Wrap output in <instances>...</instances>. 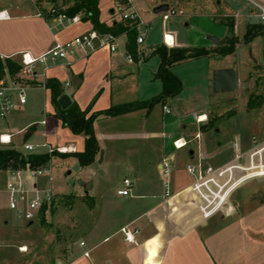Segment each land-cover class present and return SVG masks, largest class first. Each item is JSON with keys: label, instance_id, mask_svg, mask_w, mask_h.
Returning <instances> with one entry per match:
<instances>
[{"label": "crops", "instance_id": "0c3cea01", "mask_svg": "<svg viewBox=\"0 0 264 264\" xmlns=\"http://www.w3.org/2000/svg\"><path fill=\"white\" fill-rule=\"evenodd\" d=\"M45 1L27 0L22 4L0 2V11L7 10L9 14V17L0 19V56L2 58L11 57L20 60L22 52H29L33 56H39L52 48L56 41H66L82 33L94 30L92 22L83 19L82 14H77L80 16V20L77 22H68L66 20L59 22L48 15L44 17L36 15L37 8H39L38 5L45 6L43 4ZM145 1L151 4L153 12L154 8L161 3L160 0L156 3H154L155 0ZM207 1L204 0L203 2ZM215 3L217 5L211 8L208 19L204 18V21L200 22L204 26L199 28L204 33H207L206 37L201 33L200 37L196 36L195 39H192L189 36L186 41L180 39L178 31L170 30L167 32H171L175 37L173 47L212 48L215 45L225 43L224 41L217 44L212 40V37H217L222 41L224 38L227 39L229 34L227 26L222 22L223 17H226L225 12L223 13L221 10L215 12V9L221 8L222 0H215ZM136 5L142 16H144L145 10L143 7L138 3ZM99 8L100 20L107 25L110 26L113 23L124 21L119 11L115 8V1L110 5L106 16L102 15L100 0ZM192 15L190 14L191 20L184 22L187 30L197 25L198 20L195 15ZM153 20L154 18L145 20L147 28L151 26ZM164 32L166 31L162 32V42L155 46L145 44V42L138 44L139 51L142 54L137 60L128 59V35L121 33L117 36L118 47L115 51H111L107 46L97 47L93 50L84 48L70 54L67 59L49 60L46 69L42 64L37 63L35 70L38 77L34 80L31 79L34 83H29L28 88L44 89L46 104L44 111L41 112L42 118L27 122V124L19 128L17 116L21 114V107L26 102L5 118L6 124L0 123V135L10 134L11 144L15 146H17L14 143L15 138L20 135L22 137L18 138V142H21L20 139L22 140L26 137L27 142L33 143L30 138L40 133L38 125L41 124L45 125L47 130L50 131L47 136V138L49 137L47 140L49 143L58 144L56 131L59 130V132H64L67 136L79 138L82 141L81 146H76L73 142L70 144L60 143L59 145L70 146L74 151L84 150L85 136L83 134L73 135L69 128L62 125L61 119L56 115V106L52 102L51 89L42 86V83L50 78L59 80L63 86V94H68L71 97V101H76L83 110L88 109V115L96 111L105 110L116 104L149 100L162 90V82L155 76L160 64V57L156 60L154 58L156 56L150 55V53L155 47L164 44ZM226 56L213 53L207 56L210 59L211 72L219 68H226V66H219L215 63ZM180 64L173 65L171 70L183 83L181 75L177 72V67ZM173 99H177V96L161 103L165 105ZM155 108L156 106H153L152 111L148 114H146V108H141L140 110L117 116H99L95 123V132L100 151L103 145L100 144L101 130L99 132V123L121 118L130 126V118L134 114L141 112L142 116H146L143 117V120L150 121ZM163 113L164 118L160 128H158L161 130L162 136L165 135V129L168 124L165 119L164 109ZM200 115H202L203 120L207 117L205 112H200L196 113L193 118V121L198 126L196 132L200 131L201 133L200 141L194 139V136L186 138L182 134L172 138V145H174L176 139L181 137L188 139L189 144L192 140L196 141L197 147H190L188 150L189 160L186 163L196 161L199 156L205 163H209L204 155V134L199 130L200 126L205 124V122L197 123V117ZM42 120H46V123L42 124ZM185 120L179 118L171 124L183 125L186 128ZM155 134L157 135V133H153L150 136ZM114 136L119 135L118 133H108L110 139ZM235 140L241 141L242 139L240 136H235ZM25 143L23 142V145ZM0 144L2 143L0 142ZM163 146L164 155L162 160L165 157L173 158L171 176L173 180L174 171L179 170L180 166L176 155H165V149L169 146L165 144ZM22 150L25 151V149ZM37 151L39 150L37 149ZM100 151L96 158L99 157ZM161 161L159 159L156 164L158 170ZM1 173L4 175L8 174V172ZM25 173H27L26 178L29 179L28 172ZM159 176V179H147L143 185V191L138 189L135 191V184L133 183L128 195L119 194V190L123 189L124 185V187L118 189L119 196L115 197L118 199L102 200L101 205L99 203V216L93 219L94 227L97 229L84 231L78 235V238L73 239L72 232L82 228V225L84 226L83 221L80 219L68 225V232L59 231V237H55L52 232L46 235V238L49 239V241L47 240V246H50L47 250V262L45 264H264V197L258 204H254V201L248 199L238 203L234 196L236 189L231 194L229 204L224 210L208 220L181 228L177 221L173 220L172 212L163 199L165 180L160 170ZM171 183L174 191H180L189 186L192 181L181 187H176L172 181ZM123 197L125 199H119ZM72 207L70 205L65 208L70 209ZM58 213L59 209L53 215ZM10 222L11 220L8 218L0 217L2 225L8 226ZM29 223L32 224L33 222L29 221ZM128 224L139 229L136 234L137 244H131L124 240L120 229ZM54 230L59 229L56 227ZM82 242L84 244H81ZM20 247H26V250L21 251ZM30 249L25 243L18 246V250L22 253H28ZM85 252H88V255H85ZM28 261L26 260V262ZM30 264L33 263L30 262Z\"/></svg>", "mask_w": 264, "mask_h": 264}, {"label": "rangeland", "instance_id": "374dc122", "mask_svg": "<svg viewBox=\"0 0 264 264\" xmlns=\"http://www.w3.org/2000/svg\"><path fill=\"white\" fill-rule=\"evenodd\" d=\"M26 1L0 0V2L13 4H22ZM58 1L70 6L74 0H46L43 3L45 6L38 5V7L47 11ZM157 1L155 0L154 3ZM203 1L170 0L173 6L183 9L184 14L163 21L160 13L152 11L151 4L146 3L145 0H136V3L145 10L144 19L147 21L154 18L151 26L147 28L145 44L155 46L161 43L162 32L170 30L178 31L180 39L186 41L189 36L192 39H195L196 36L200 37L201 33L206 37L207 33L199 28L204 26L200 22L204 21V18L208 19L211 8L217 4L215 0H208L205 3ZM100 2L102 15L106 16L114 0H100ZM220 6L221 8L215 9V12L221 10L223 13L225 12L226 16L234 19L233 34L239 37V42L236 44L234 53L222 57L215 63L219 66L236 69L237 89L232 92H216L214 90V70L211 72L210 59L207 56L182 62L176 71L181 75L184 87L177 95V99L166 103L171 112H165L168 124L164 136L158 129L164 118L163 105L159 102L154 105L156 108L150 121L143 120V117L146 116H142V112H135L137 114L130 118V126L121 118L99 123V132L101 130L99 138L103 148H101L99 157L90 166H81L74 156L53 155L54 152L48 163V170L34 179L41 190H50L53 194V204L44 211L48 226L41 222L43 209L40 217H36L30 224L29 221L19 218L14 211L8 208L7 196L0 193V206H2L0 217L11 220L8 226L0 223V236L4 242L0 249V264H30V262L45 264L47 250L50 246H47L49 239L46 238V235L52 232L55 237H59V231L68 232V225L76 220L81 219L84 226L82 225V228L72 232L73 239L78 238V235L84 231L97 229L94 227L93 219L99 216V203L101 205L102 200L106 199H118L115 197L119 196L118 189L124 187L126 177L135 184V191L137 189L143 191V185L147 179H159V170L156 164L159 159L162 160L164 144L169 146L165 149V155H176L180 166L178 171H174L173 180H170L175 183L176 187L190 183L192 176L186 172L185 165L189 160L188 150L190 147H197L196 141L192 140L189 146L182 150H176L171 142L172 138L177 135L182 134L186 138L194 136L198 130L196 122L193 121L196 113L205 112L207 116L205 124L200 126L199 130L204 134V155L209 163H224L232 157L235 136L241 137V144L244 148L250 146L253 136L264 139V35L258 36L249 44L244 42L248 24L259 23L255 10L248 0H222ZM190 14L195 15L198 22L195 27L187 30L184 22L191 20ZM219 45L212 47L215 50L212 52L213 54H218L216 50L219 49ZM154 56H156L154 57L156 60L159 59L157 54ZM15 59L20 62L18 58ZM21 73L22 69L16 76L11 74L9 76L16 78L20 77ZM5 76L7 73L3 77ZM23 77L25 78L24 83L28 78L36 79ZM26 95L27 103L21 107V114L17 116L19 128L27 122L41 119V112L44 111L46 104L44 89L28 88L27 83ZM151 111L152 109L146 108V114ZM179 118L186 119V128L183 125L171 124ZM0 123L6 124L5 118H0ZM38 130L40 133L31 137L30 140L35 144H42L49 139L47 136L50 131L41 124L38 125ZM108 133H118L119 136L110 139ZM153 133H157V135L150 136ZM73 135L77 134L73 133ZM20 137L22 135L16 137L14 143L19 149H24L23 142H27V139L24 137L23 142L21 139V142H18ZM56 138L58 144L52 143L54 146L71 142L76 146L82 145L81 139L67 136L59 130L56 131ZM37 149L45 150L43 147ZM71 152L74 150L66 153ZM24 176L26 178L27 173H24ZM263 192L264 176L243 182L235 191L234 196L238 203L248 199L254 201V204H258L264 197ZM72 194L74 195L73 207L66 209L63 199L66 195ZM57 209H59V213L53 215ZM185 226L183 224L180 227ZM56 227L59 230H54ZM22 243L31 248L30 252L22 253L18 250V246ZM26 260L29 261L26 262Z\"/></svg>", "mask_w": 264, "mask_h": 264}, {"label": "built area", "instance_id": "2783aa9c", "mask_svg": "<svg viewBox=\"0 0 264 264\" xmlns=\"http://www.w3.org/2000/svg\"><path fill=\"white\" fill-rule=\"evenodd\" d=\"M114 1L115 8L120 12L122 19L135 24L137 43L143 44L147 37V22L136 5V0ZM248 1L252 4L258 21L264 25V0ZM67 8L65 3L58 2L47 11L37 8L36 15L43 17L48 15L59 22L79 21L80 16L68 15ZM160 14L162 20L167 21L174 16L183 15L184 10L169 3V8L161 11ZM7 17H9L7 10H1L0 19ZM117 40L118 37L112 33L101 34L96 30H91L66 41H56L52 48L39 56L22 52L20 57L21 76L11 78L7 74L0 78V118H7L16 108L27 102V83H24L23 76L37 78L38 74L35 70L37 63L42 64L46 69L49 60L67 59L70 54L84 48L93 50L97 47L107 46L111 51H115L118 47ZM163 42L167 46L173 47L175 44L174 35L171 32H164ZM127 57L129 60L133 59L130 54ZM163 109L166 113L171 112L166 104L163 105ZM203 122L205 120L202 119V115L198 116L197 123ZM41 123L45 124L46 120H42ZM194 139L200 141V131L195 133ZM0 142L10 144L12 142L11 135L1 134ZM188 144L189 140L185 137L174 141L175 149H182ZM39 147L45 148L44 151L50 155L54 152L66 153L74 150L66 145L54 146L48 141L42 144L29 142L24 144L26 152L37 151ZM233 149L232 157L224 163H205L201 156L196 161L186 163L185 169L192 176V183L180 191L173 190L170 180L173 172V158H163L159 164V170L165 180L163 199L172 212L173 220L177 221L179 226L183 224L188 226L212 218L227 207L231 194L243 182L264 176V139L253 136L248 148H244L240 140H235ZM48 168L49 166L46 165L33 169L28 165L26 169L22 170H7V175L0 172V193L7 195L8 208L14 211L19 218L33 222L36 217H40L41 210L45 205L50 207L53 204V194L50 190L43 191L34 182L35 177L46 172ZM25 172H28L29 179L25 178ZM124 185L125 187L119 190V194L128 195L133 183L129 178H125ZM120 230L125 241L137 244L136 234L139 232L137 227L128 224L122 226ZM2 247L3 241L0 236V249ZM20 250L25 251L26 247H20ZM85 255H88V252H85Z\"/></svg>", "mask_w": 264, "mask_h": 264}, {"label": "trees", "instance_id": "16d2710c", "mask_svg": "<svg viewBox=\"0 0 264 264\" xmlns=\"http://www.w3.org/2000/svg\"><path fill=\"white\" fill-rule=\"evenodd\" d=\"M66 13L70 16L82 14L83 19L90 20L94 30L101 34L112 33L118 36V34L126 33L128 35V54H130L134 60H137L142 54L138 48L137 29L135 24L129 20L113 23L110 26L102 22L100 20L99 0H74L66 9ZM222 22L227 26L229 34L225 43L219 45V49L216 51L218 54L226 56L235 52L239 37L233 34L235 26L233 18L226 16L223 18ZM261 35H264V25L262 23L248 24L244 42L249 44ZM214 51L213 48L169 47L166 44L155 47L150 55L157 54L160 57V64L155 76L162 82L161 92L149 100L112 105L105 110L96 111L90 115H88V109L83 110L74 100H72L67 107H62L59 102V98L64 93L61 82L55 78L45 80L42 86L51 89L52 102L56 106V115L61 119L62 125L69 128L74 134H83L85 136L84 150L71 153L55 152L53 155H71L78 159L81 166L85 167L91 165L100 151L95 132V123L99 116H117L141 108L151 110L156 103H164L169 98L177 96L183 89V83L181 79L172 72L171 67L175 64L195 58L209 56ZM21 69L22 64L16 59L11 57L2 58L0 56V78L6 73L16 76ZM31 82L34 83V81L30 79L26 80L28 84ZM53 155H50L47 151L26 152L11 143L0 144V172H6L7 170H22L26 169L28 165L33 169L42 168L48 165ZM73 200V194L66 195L63 199V203L66 206H70ZM47 208L48 207L45 205L42 210L43 215L41 217V222L43 225H47L46 216L44 214Z\"/></svg>", "mask_w": 264, "mask_h": 264}, {"label": "water", "instance_id": "95a60500", "mask_svg": "<svg viewBox=\"0 0 264 264\" xmlns=\"http://www.w3.org/2000/svg\"><path fill=\"white\" fill-rule=\"evenodd\" d=\"M160 4L154 8L155 13H160L161 11L167 10L169 8V0H160ZM212 40L219 44L220 42L226 41L224 38L220 41L217 37H212ZM213 86L216 92H232L237 89L238 78L237 71L233 67L219 68L213 72ZM59 102L62 107H67L71 102V97L68 94H63ZM264 200V199H263Z\"/></svg>", "mask_w": 264, "mask_h": 264}, {"label": "bare ground", "instance_id": "6f19581e", "mask_svg": "<svg viewBox=\"0 0 264 264\" xmlns=\"http://www.w3.org/2000/svg\"><path fill=\"white\" fill-rule=\"evenodd\" d=\"M204 119H205V117H204Z\"/></svg>", "mask_w": 264, "mask_h": 264}]
</instances>
